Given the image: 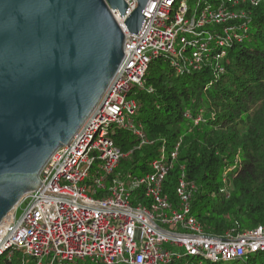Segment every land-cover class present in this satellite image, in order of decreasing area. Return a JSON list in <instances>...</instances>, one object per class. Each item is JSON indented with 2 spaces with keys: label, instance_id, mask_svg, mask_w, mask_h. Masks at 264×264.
<instances>
[{
  "label": "built area",
  "instance_id": "obj_1",
  "mask_svg": "<svg viewBox=\"0 0 264 264\" xmlns=\"http://www.w3.org/2000/svg\"><path fill=\"white\" fill-rule=\"evenodd\" d=\"M125 1V16L111 10L125 33V58L79 132L48 159L40 188L6 217L0 259L19 253L20 264H186L190 255L219 262L264 252V225L207 235L193 213L195 185L185 173L176 186L178 207L169 200L164 182L181 143L172 150L164 143L145 174L117 171L122 159L153 144L136 120L133 96L136 89L154 91L145 85L152 62L167 61L181 75L208 66L223 74L228 48L248 36L250 9L264 0H149L137 34L125 21L139 1ZM118 130L136 136L129 152L114 142Z\"/></svg>",
  "mask_w": 264,
  "mask_h": 264
},
{
  "label": "trees",
  "instance_id": "obj_2",
  "mask_svg": "<svg viewBox=\"0 0 264 264\" xmlns=\"http://www.w3.org/2000/svg\"><path fill=\"white\" fill-rule=\"evenodd\" d=\"M250 10L248 36L228 48L223 74L216 76L208 66L181 75L167 61L152 62L145 85L154 91L136 89L133 96L140 106L136 120L153 144L133 151L117 169L145 174L164 143L169 150L181 143L164 193L178 207L176 186L185 173L195 185L193 213L214 237L264 225V4ZM113 139L125 153L137 144L130 131L118 130ZM234 260L264 264V252ZM220 262L228 261L186 259V264ZM20 263L19 253L0 259V264Z\"/></svg>",
  "mask_w": 264,
  "mask_h": 264
},
{
  "label": "water",
  "instance_id": "obj_3",
  "mask_svg": "<svg viewBox=\"0 0 264 264\" xmlns=\"http://www.w3.org/2000/svg\"><path fill=\"white\" fill-rule=\"evenodd\" d=\"M125 26L137 34L149 0ZM125 0H0V227L59 147L68 145L113 81L127 51L112 9ZM3 234L0 232V237Z\"/></svg>",
  "mask_w": 264,
  "mask_h": 264
},
{
  "label": "rangeland",
  "instance_id": "obj_4",
  "mask_svg": "<svg viewBox=\"0 0 264 264\" xmlns=\"http://www.w3.org/2000/svg\"><path fill=\"white\" fill-rule=\"evenodd\" d=\"M238 262L239 261L234 260V261H228V262H220L219 264H239Z\"/></svg>",
  "mask_w": 264,
  "mask_h": 264
}]
</instances>
